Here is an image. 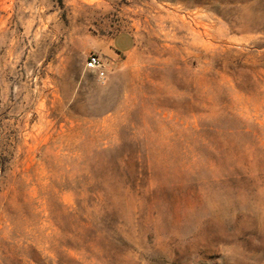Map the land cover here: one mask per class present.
<instances>
[{
	"label": "rangeland",
	"instance_id": "374dc122",
	"mask_svg": "<svg viewBox=\"0 0 264 264\" xmlns=\"http://www.w3.org/2000/svg\"><path fill=\"white\" fill-rule=\"evenodd\" d=\"M0 264H264V0H0Z\"/></svg>",
	"mask_w": 264,
	"mask_h": 264
},
{
	"label": "crops",
	"instance_id": "0c3cea01",
	"mask_svg": "<svg viewBox=\"0 0 264 264\" xmlns=\"http://www.w3.org/2000/svg\"><path fill=\"white\" fill-rule=\"evenodd\" d=\"M122 44H126L127 47H121ZM134 46L135 39L133 34L128 31H119L112 36L107 48L109 54L113 57H116L129 54L134 49Z\"/></svg>",
	"mask_w": 264,
	"mask_h": 264
},
{
	"label": "built area",
	"instance_id": "2783aa9c",
	"mask_svg": "<svg viewBox=\"0 0 264 264\" xmlns=\"http://www.w3.org/2000/svg\"><path fill=\"white\" fill-rule=\"evenodd\" d=\"M84 66L88 70H93L97 73L100 79L105 77V61L97 53L91 52L86 56Z\"/></svg>",
	"mask_w": 264,
	"mask_h": 264
}]
</instances>
